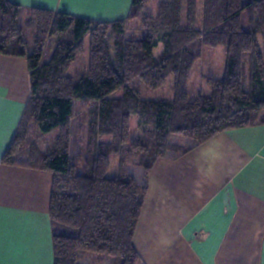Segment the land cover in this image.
<instances>
[{
    "label": "trees",
    "instance_id": "1",
    "mask_svg": "<svg viewBox=\"0 0 264 264\" xmlns=\"http://www.w3.org/2000/svg\"><path fill=\"white\" fill-rule=\"evenodd\" d=\"M153 1L106 23L0 0V55L25 59L31 81L3 164L52 174L54 264H140L134 236L156 162L264 125V0H162L150 14ZM139 18L150 28L128 37ZM220 48L221 76L206 75Z\"/></svg>",
    "mask_w": 264,
    "mask_h": 264
},
{
    "label": "crops",
    "instance_id": "2",
    "mask_svg": "<svg viewBox=\"0 0 264 264\" xmlns=\"http://www.w3.org/2000/svg\"><path fill=\"white\" fill-rule=\"evenodd\" d=\"M95 22L128 17L133 0H8ZM31 93L25 59L0 55V264H54L50 173L3 158ZM134 236L140 264H264V125L227 131L160 159Z\"/></svg>",
    "mask_w": 264,
    "mask_h": 264
},
{
    "label": "rangeland",
    "instance_id": "3",
    "mask_svg": "<svg viewBox=\"0 0 264 264\" xmlns=\"http://www.w3.org/2000/svg\"><path fill=\"white\" fill-rule=\"evenodd\" d=\"M160 1L162 0H154L153 2H151L149 10H150V14H156L157 12V6L160 3ZM152 21L150 19H146L143 20L142 18H139V20L134 21L129 23L128 25V37H132L134 35H138L141 33H145V31H148V28H150ZM89 43H90V38H86L85 44H84V52L85 53V58L83 60H87L88 57V48H89ZM50 46V45H49ZM52 50H50V47H48V49L46 50V56L45 59L48 60L49 57L51 56V52ZM209 56L206 59V66L204 69V73L206 75H215V74H219V76H221V71L223 68V64H224V59H225V51L223 48H220L218 50H215L213 52H209L208 53ZM74 108L76 110V118L74 119V121L72 122V127L74 129V131H76V127L79 125L80 119L81 117H83L84 115H82V113L84 112L83 109V105L81 104V102L76 101L74 103ZM73 150H72V155H73V160H75V150H76V146L77 143L76 141L73 142ZM132 173L135 175V177L137 178L138 182H142V178H143V170L141 168H132L131 169Z\"/></svg>",
    "mask_w": 264,
    "mask_h": 264
}]
</instances>
